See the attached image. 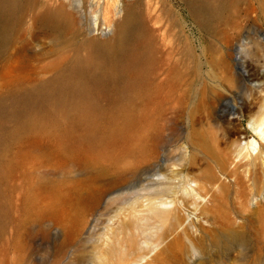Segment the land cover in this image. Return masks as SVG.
<instances>
[{"label":"rangeland","instance_id":"obj_1","mask_svg":"<svg viewBox=\"0 0 264 264\" xmlns=\"http://www.w3.org/2000/svg\"><path fill=\"white\" fill-rule=\"evenodd\" d=\"M203 1L29 0L0 32V264H129L149 252L134 208L176 194L178 168L213 166L185 157L187 134L217 133L224 97L242 100L238 61L264 68V1L193 11ZM128 3L135 24H119ZM55 7L63 27L43 20ZM233 219L235 236L221 218L195 221L198 249L184 239L169 264H264V224Z\"/></svg>","mask_w":264,"mask_h":264},{"label":"bare ground","instance_id":"obj_2","mask_svg":"<svg viewBox=\"0 0 264 264\" xmlns=\"http://www.w3.org/2000/svg\"><path fill=\"white\" fill-rule=\"evenodd\" d=\"M28 1L0 0L2 38L15 24L20 10ZM224 3L225 0H204L203 3H193V11L213 10L224 6ZM131 12L130 4H125L118 23L135 24ZM43 20L63 27L68 17L61 8L55 7L44 12ZM104 46L109 47V44L104 43ZM238 64L240 72L237 77L248 81V84L241 85L242 100L231 103L229 96L224 97L225 105L220 104L217 110L229 115L226 114L216 125L217 133L196 128L185 138L184 148L191 150L189 155L185 149V157L193 160L191 155L195 153L206 154L213 166L206 165L196 175L184 166L178 168L176 194L171 187H165L134 208L136 231L144 233L141 243L149 248V252L136 256L129 264H169L170 257L175 254L168 253L182 250L184 239L195 250L197 247L190 237V233L198 231L195 221L209 224L211 219L221 218L220 229L230 236L236 235L233 218L242 222V219L256 217L264 224V195L263 200L257 199L264 194V68L254 72L244 62L238 61ZM42 96H48V87L42 88ZM225 107H231L232 111L226 112ZM212 114H208L211 119ZM243 118L247 120L248 128L240 126ZM220 142L226 149L219 147ZM253 199H256L254 205L251 203ZM231 204L236 207L234 211L229 207Z\"/></svg>","mask_w":264,"mask_h":264},{"label":"water","instance_id":"obj_3","mask_svg":"<svg viewBox=\"0 0 264 264\" xmlns=\"http://www.w3.org/2000/svg\"><path fill=\"white\" fill-rule=\"evenodd\" d=\"M125 188H127V185H123V186L117 187V188L111 190V191L108 193V195H114V194H116V193H118V192L124 190Z\"/></svg>","mask_w":264,"mask_h":264}]
</instances>
